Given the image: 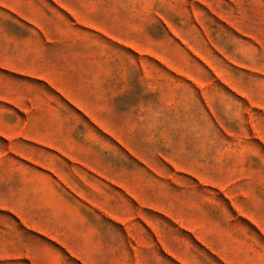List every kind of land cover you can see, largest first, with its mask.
<instances>
[{"label": "rangeland", "instance_id": "obj_1", "mask_svg": "<svg viewBox=\"0 0 264 264\" xmlns=\"http://www.w3.org/2000/svg\"><path fill=\"white\" fill-rule=\"evenodd\" d=\"M59 2L62 62L100 57L118 111L14 81L44 106L30 133L67 140L3 165L44 169L68 205L38 231L0 208V264H264V0Z\"/></svg>", "mask_w": 264, "mask_h": 264}, {"label": "crops", "instance_id": "obj_2", "mask_svg": "<svg viewBox=\"0 0 264 264\" xmlns=\"http://www.w3.org/2000/svg\"><path fill=\"white\" fill-rule=\"evenodd\" d=\"M51 1L46 7L45 0H0V136L8 147L0 151V208L15 214L22 224L37 231L41 230L44 217L56 218L58 208L67 206L68 202L56 188V179L44 169L23 166L7 169L3 161L29 159V152L23 150V145L25 148L30 143L34 147L60 149L64 144L62 140L67 139L60 136L45 139L42 130L35 135L30 133V128L44 126V106L34 102L27 90L14 81L40 82L62 94L90 117L93 109L87 103L89 96L97 112L118 111L116 107L109 108L106 99L102 101L107 67H103L100 57L87 58L79 53L62 62V56L68 52L62 54L60 2ZM70 59L82 64L87 62V72L92 74L90 79L74 80L71 74L81 75L86 68L69 67ZM112 80L117 83V79ZM73 87L76 89L72 90ZM52 110L55 113V107ZM30 112L34 113L31 119ZM97 124L100 126L99 122ZM116 136L119 137L118 132ZM14 142L19 146H14ZM68 143L77 142L70 137ZM46 229L51 230L44 228V234H47Z\"/></svg>", "mask_w": 264, "mask_h": 264}]
</instances>
